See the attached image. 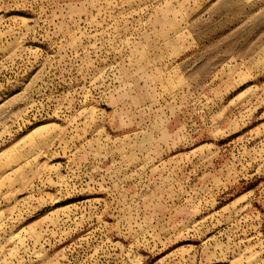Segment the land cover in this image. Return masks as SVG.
<instances>
[{
  "label": "rangeland",
  "instance_id": "374dc122",
  "mask_svg": "<svg viewBox=\"0 0 264 264\" xmlns=\"http://www.w3.org/2000/svg\"><path fill=\"white\" fill-rule=\"evenodd\" d=\"M0 264H264V0H0Z\"/></svg>",
  "mask_w": 264,
  "mask_h": 264
}]
</instances>
